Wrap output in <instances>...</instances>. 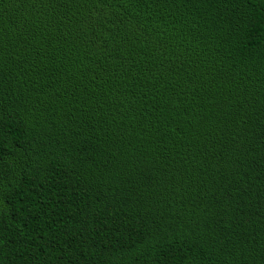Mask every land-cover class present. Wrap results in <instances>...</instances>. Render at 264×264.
<instances>
[{"label":"trees","instance_id":"16d2710c","mask_svg":"<svg viewBox=\"0 0 264 264\" xmlns=\"http://www.w3.org/2000/svg\"><path fill=\"white\" fill-rule=\"evenodd\" d=\"M0 264H264V0H0Z\"/></svg>","mask_w":264,"mask_h":264}]
</instances>
